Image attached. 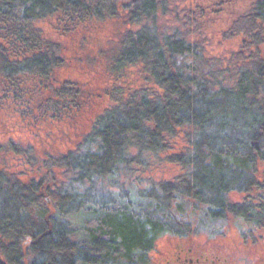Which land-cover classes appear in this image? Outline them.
<instances>
[{"label":"trees","instance_id":"16d2710c","mask_svg":"<svg viewBox=\"0 0 264 264\" xmlns=\"http://www.w3.org/2000/svg\"><path fill=\"white\" fill-rule=\"evenodd\" d=\"M169 5L0 0V129L10 118L77 131L66 152L0 139V264H149L158 239L194 225L264 229V0L230 19L242 43L218 73L199 43L168 30ZM109 25L100 59L83 67L107 81L96 111L71 53ZM167 165L168 180L134 177Z\"/></svg>","mask_w":264,"mask_h":264},{"label":"rangeland","instance_id":"374dc122","mask_svg":"<svg viewBox=\"0 0 264 264\" xmlns=\"http://www.w3.org/2000/svg\"><path fill=\"white\" fill-rule=\"evenodd\" d=\"M169 15L167 25L168 30L174 32L180 30L182 35H186L188 40L199 43L205 50L206 60L217 66L216 72L225 69L229 62H232V54L239 52V44L242 38L239 36L238 25L235 20H230L239 12L248 7L253 0H169ZM89 34H99V38H93L89 41L90 47L85 50L86 54L75 49L71 53L72 61L70 69L74 77H79L84 82L89 81L88 89H93L97 96L94 102L95 110L105 106L106 101L102 94L107 88V81L103 80L101 68L99 66L89 69L87 62L94 64L99 58V48L105 44L106 37L111 34V25L103 27ZM239 36V38L237 37ZM235 56V55H234ZM216 61H218L216 63ZM233 63L227 68H232ZM232 71V70H230ZM91 75V77H89ZM101 75V76H100ZM134 87L140 85L141 81L136 76H130ZM138 82V83H137ZM88 83V82H87ZM137 84V85H136ZM91 113L88 114V118ZM87 116H82L80 123H85ZM3 119V123L5 122ZM15 121V120H14ZM6 128L0 129V139L6 140L12 138L14 141H25L26 143L35 144L39 150L47 148L49 152L60 150L66 152L73 149L72 141L76 140V129L72 126H64L63 133L60 131L39 130L30 132L22 124L12 122L7 119ZM5 128V129H4ZM80 127H78L79 129ZM40 136V139L36 137ZM42 136V137H41ZM33 138H36L33 140ZM39 139V140H37ZM171 149L174 142L171 143ZM54 146L55 148H52ZM177 172L172 166H161L160 168H151L145 174L135 173L134 177L138 178V183L145 186L148 181L168 180ZM264 164L260 166L258 182H264ZM245 195V194H244ZM232 194V202L242 203L247 196ZM206 226H191L188 238L174 235H164L155 244L154 249L149 254V264H167L177 258V250L180 244L185 243L187 247L201 248L210 251L209 254L216 253L219 258L225 261V264H264V229L258 230L249 242L244 239L245 234L241 226L236 221H229L227 224L214 226L205 229ZM205 229V230H203ZM204 250V251H205ZM176 252V254H175ZM206 252V251H205Z\"/></svg>","mask_w":264,"mask_h":264},{"label":"flooded vegetation","instance_id":"af4514ba","mask_svg":"<svg viewBox=\"0 0 264 264\" xmlns=\"http://www.w3.org/2000/svg\"><path fill=\"white\" fill-rule=\"evenodd\" d=\"M253 236H246V242H249ZM205 250V249H204ZM201 248L187 247L185 243L180 244L177 252V258L167 264H225V261L217 256L216 253L209 254L210 251H204ZM175 252V254H176Z\"/></svg>","mask_w":264,"mask_h":264}]
</instances>
